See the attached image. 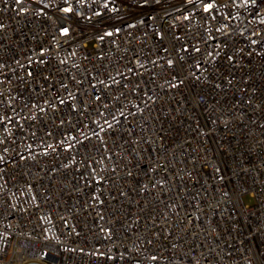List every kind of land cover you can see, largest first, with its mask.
<instances>
[{
  "label": "built area",
  "instance_id": "obj_1",
  "mask_svg": "<svg viewBox=\"0 0 264 264\" xmlns=\"http://www.w3.org/2000/svg\"><path fill=\"white\" fill-rule=\"evenodd\" d=\"M29 263L264 264V0H0V264Z\"/></svg>",
  "mask_w": 264,
  "mask_h": 264
},
{
  "label": "rangeland",
  "instance_id": "obj_2",
  "mask_svg": "<svg viewBox=\"0 0 264 264\" xmlns=\"http://www.w3.org/2000/svg\"><path fill=\"white\" fill-rule=\"evenodd\" d=\"M244 202L246 204H251V205L254 204V200L249 195L244 197ZM29 264H39V263H29Z\"/></svg>",
  "mask_w": 264,
  "mask_h": 264
}]
</instances>
